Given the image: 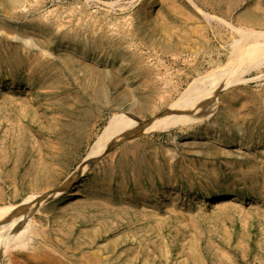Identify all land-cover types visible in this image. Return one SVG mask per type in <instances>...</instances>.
Listing matches in <instances>:
<instances>
[{"label":"rangeland","instance_id":"374dc122","mask_svg":"<svg viewBox=\"0 0 264 264\" xmlns=\"http://www.w3.org/2000/svg\"><path fill=\"white\" fill-rule=\"evenodd\" d=\"M247 30L264 0H0V207L62 189L112 114L162 111ZM263 62L41 203L0 264H264Z\"/></svg>","mask_w":264,"mask_h":264},{"label":"bare ground","instance_id":"6f19581e","mask_svg":"<svg viewBox=\"0 0 264 264\" xmlns=\"http://www.w3.org/2000/svg\"><path fill=\"white\" fill-rule=\"evenodd\" d=\"M231 30L236 33L233 28ZM245 34L247 38L256 35L258 39L245 47H242L241 41L233 39L230 52H228L227 57L225 56L226 61L224 63H215L211 72L199 75L197 80L184 89L178 97L165 103L163 110L151 114L149 119H140L131 111H118L112 114L96 136L97 138L87 154L70 175L69 182L62 189L44 195L32 192L33 194L18 204L1 206L0 257L21 230L30 226L32 214L41 203L57 197L56 203L59 204L76 196L75 188L78 180L93 165L108 155L114 147L150 132L183 126L194 121L205 113L214 110L220 102L219 93L237 84L238 78L242 74L253 68L260 69L263 61L258 62L255 59L257 54L264 52V31L247 30ZM143 111V114L147 112L145 109ZM189 137H194V134ZM225 198L226 195L217 194L209 200L208 206L219 205ZM128 254L130 251L126 249V255ZM137 259L138 256L136 255L133 258L121 259L118 264H135Z\"/></svg>","mask_w":264,"mask_h":264}]
</instances>
